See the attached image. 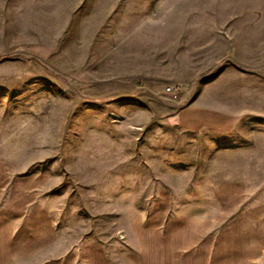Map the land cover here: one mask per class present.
I'll use <instances>...</instances> for the list:
<instances>
[{"label": "rangeland", "instance_id": "obj_1", "mask_svg": "<svg viewBox=\"0 0 264 264\" xmlns=\"http://www.w3.org/2000/svg\"><path fill=\"white\" fill-rule=\"evenodd\" d=\"M141 1L129 0V7ZM144 1L150 15L163 3L166 10L181 4L212 14L218 23L229 16L231 32L245 25L246 41L257 47L261 64L239 67L264 79V0ZM86 20L88 32L94 19ZM96 20L103 22L98 32L105 31L106 19ZM73 24L66 29L77 32ZM17 58L27 64L0 66V159L10 177L4 193L7 220L14 213L9 203L13 179L33 174L43 181L38 202L54 223L57 242L34 258L7 257L6 264H47L86 241L98 243L110 264H211L213 252L221 248L222 185L239 184L243 203L264 200V162L259 170L237 162L264 143V125L233 130L226 144L222 132L178 129L168 119L167 103L174 94L100 98L86 87L83 98L81 84L61 66L45 65L29 49L0 51V63ZM38 74L50 77L43 84L57 91L55 105L64 103V115L56 107L50 111L44 92L39 97L28 93ZM19 89L28 94L17 96ZM52 115L54 122L47 126Z\"/></svg>", "mask_w": 264, "mask_h": 264}, {"label": "crops", "instance_id": "obj_2", "mask_svg": "<svg viewBox=\"0 0 264 264\" xmlns=\"http://www.w3.org/2000/svg\"><path fill=\"white\" fill-rule=\"evenodd\" d=\"M164 6L150 15L144 0L132 7L129 0H0V51L29 49L45 60V65L61 66L81 84L83 98L86 87L91 96L100 98L126 95L132 99L140 92L174 94L175 100L167 103L172 110L168 119L178 129L222 132L225 143L233 130L263 126L264 79L260 73L239 67L261 64L257 47L246 41L245 25L235 33L231 32L227 15H222L218 23L212 14L181 4L170 10ZM87 18L94 19L90 23L94 27L88 32ZM96 19H106L105 31L98 32L96 27L103 22ZM73 22L77 23V32L66 29ZM58 42L69 45L59 47ZM231 53L233 61L229 60ZM222 59L229 62L216 66ZM12 63L20 67L27 64L17 58L4 59L0 66ZM32 64L41 70L37 62ZM34 77L28 93L39 97L44 92L50 111L56 107L64 115V103L58 101L55 105L57 91L43 84L50 77ZM167 84L176 86L175 91L163 90ZM24 91L15 93L26 96ZM128 105L132 107V103ZM53 115L47 118V126L53 124ZM253 152L237 162L259 170L264 162V143L255 144ZM8 174L0 159V194L4 195L0 208V264H6L7 257H37L40 250L57 242L54 223L38 202L43 181L33 174L13 179L9 203L14 213H9L7 220L4 193ZM221 191V248L213 252L211 264H264V200L243 203V188L235 183L223 184ZM160 201L164 203V199ZM47 264L110 261L98 243L86 241L76 251L65 250Z\"/></svg>", "mask_w": 264, "mask_h": 264}, {"label": "built area", "instance_id": "obj_3", "mask_svg": "<svg viewBox=\"0 0 264 264\" xmlns=\"http://www.w3.org/2000/svg\"><path fill=\"white\" fill-rule=\"evenodd\" d=\"M175 89H176V86H174V85H168L165 87L166 91H174Z\"/></svg>", "mask_w": 264, "mask_h": 264}]
</instances>
